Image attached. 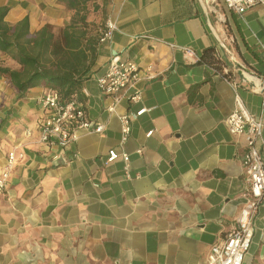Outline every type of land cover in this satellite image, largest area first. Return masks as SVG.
I'll use <instances>...</instances> for the list:
<instances>
[{"label":"crops","instance_id":"crops-1","mask_svg":"<svg viewBox=\"0 0 264 264\" xmlns=\"http://www.w3.org/2000/svg\"><path fill=\"white\" fill-rule=\"evenodd\" d=\"M3 5L6 22L27 15L31 33L48 24L59 34L73 14L57 0H0ZM87 5V21L110 18L118 28L98 44L77 98L88 118L104 124L102 132H81L64 149L40 144V99L48 88L37 85L18 97L0 76V173L8 152L23 154L0 191V264H207L211 246L227 237L246 203L245 137L230 134L225 119L237 92L264 120V7L240 16L221 2L220 25L203 0ZM165 42L192 49L195 58ZM210 48L216 61H200ZM113 54L155 74L138 83L140 102L117 108L148 109L132 117L123 145L119 120L96 83ZM110 148L129 154L127 172L121 158L105 163ZM252 224L243 264H264V201Z\"/></svg>","mask_w":264,"mask_h":264},{"label":"built area","instance_id":"built-area-1","mask_svg":"<svg viewBox=\"0 0 264 264\" xmlns=\"http://www.w3.org/2000/svg\"><path fill=\"white\" fill-rule=\"evenodd\" d=\"M209 12L214 14L215 20L222 25L225 22L221 10V2L231 11L242 15L248 8L260 5L264 7V0H203ZM117 24L110 18L105 21L101 31L100 43L110 40L117 30ZM145 37V36H144ZM159 41V40H157ZM165 44L171 49L182 51L187 57L195 58L192 49L175 43ZM155 77L151 68L141 70L139 66L130 60L122 59L118 54H113L108 62L105 72L97 77L96 83L100 92L109 99L107 111L115 114L120 123V145H123L131 131L132 117H137L148 111L141 107L134 113H118L117 108L122 102L138 103L142 99L138 83L148 81ZM262 88H264V75H262ZM40 104L45 111L44 119L40 126L39 142L49 148L64 149L76 142L80 133H100L104 130V124L92 120L74 97L63 100L57 90L48 88L41 96ZM225 126L232 135H243L246 147L241 158L246 180L248 184L246 203L242 207L236 225L227 237L220 243L211 246L207 255V264H243L245 254L249 250L252 236V220L262 201H264V120L253 116L246 108L239 93H234V107L225 119ZM152 130L146 135L150 136ZM140 152V150H137ZM22 153H16L13 149L8 152L7 163L0 173V191L4 189L9 172L17 158ZM54 159L57 156L53 157ZM121 158L125 172L128 170L129 154L115 148L108 149L105 163H111Z\"/></svg>","mask_w":264,"mask_h":264},{"label":"trees","instance_id":"trees-1","mask_svg":"<svg viewBox=\"0 0 264 264\" xmlns=\"http://www.w3.org/2000/svg\"><path fill=\"white\" fill-rule=\"evenodd\" d=\"M57 1L73 12L59 34L48 24L31 33L27 15L9 24L5 20L9 7L0 6V76L8 78L18 97L43 85L57 90L63 100L79 98L82 83L89 77L107 18L97 24L87 21L91 0ZM212 51L205 50L200 61L213 64ZM3 56L19 67L6 65Z\"/></svg>","mask_w":264,"mask_h":264},{"label":"water","instance_id":"water-1","mask_svg":"<svg viewBox=\"0 0 264 264\" xmlns=\"http://www.w3.org/2000/svg\"><path fill=\"white\" fill-rule=\"evenodd\" d=\"M204 12H205V15L207 16V9L205 8V6H204ZM207 21H208V17H207ZM208 25L215 32V35L218 36L217 32L214 30V27L210 24L209 21H208ZM56 160H58V158Z\"/></svg>","mask_w":264,"mask_h":264},{"label":"bare ground","instance_id":"bare-ground-1","mask_svg":"<svg viewBox=\"0 0 264 264\" xmlns=\"http://www.w3.org/2000/svg\"><path fill=\"white\" fill-rule=\"evenodd\" d=\"M221 28V27H220Z\"/></svg>","mask_w":264,"mask_h":264}]
</instances>
